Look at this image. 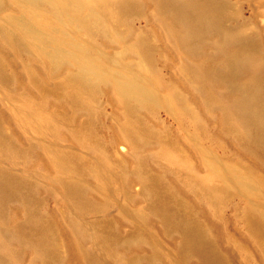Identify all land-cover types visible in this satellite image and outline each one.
<instances>
[{
	"label": "rangeland",
	"instance_id": "obj_1",
	"mask_svg": "<svg viewBox=\"0 0 264 264\" xmlns=\"http://www.w3.org/2000/svg\"><path fill=\"white\" fill-rule=\"evenodd\" d=\"M0 264H264V0H0Z\"/></svg>",
	"mask_w": 264,
	"mask_h": 264
},
{
	"label": "bare ground",
	"instance_id": "obj_2",
	"mask_svg": "<svg viewBox=\"0 0 264 264\" xmlns=\"http://www.w3.org/2000/svg\"><path fill=\"white\" fill-rule=\"evenodd\" d=\"M60 4H61L60 7H61L63 10H65V9H66V6H67L66 3L62 1Z\"/></svg>",
	"mask_w": 264,
	"mask_h": 264
}]
</instances>
